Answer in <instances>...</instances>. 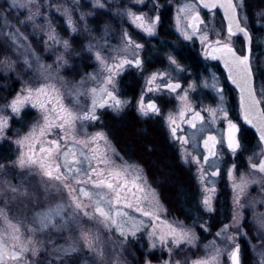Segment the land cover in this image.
I'll use <instances>...</instances> for the list:
<instances>
[{
	"label": "snow or ice",
	"instance_id": "1",
	"mask_svg": "<svg viewBox=\"0 0 264 264\" xmlns=\"http://www.w3.org/2000/svg\"><path fill=\"white\" fill-rule=\"evenodd\" d=\"M4 3L0 67L15 73L22 64L31 78L0 105V140L8 139L17 147L14 160L0 162V173L16 170L36 183L14 185L0 178V264H75L74 257L83 254L93 258L92 264H129L123 255L126 246L141 239L147 246L136 264H246L242 241L256 264H264V212L255 211L256 201L249 205L246 200L250 185L259 184L264 190V84L258 87L255 80L246 0H178L172 15L173 29L183 41L198 42L206 59L223 63L227 79L238 89L240 117L259 134V152L248 157L249 172L237 175L235 162L225 170L232 189L231 219L220 224L202 254L195 228L209 233V222L193 221L189 226L170 219L144 164L117 149L101 116L105 111L122 113L131 105L142 118L160 119L180 161L195 168L200 207L214 213L223 153L235 161L245 150L241 125L230 118L224 88L215 74L211 79H181L188 69L171 53L166 54V67L149 70L145 44L121 27L113 45L109 24L94 35L88 23L94 13L82 11L79 0ZM131 4L118 7L115 15L144 36L155 37L162 23L161 0H131ZM92 7L107 9V2L92 0ZM216 10H222L226 21L221 30L210 26ZM53 13L63 17L72 33H83L88 40L84 47L95 70L75 83L62 75L72 43L57 31ZM257 16L264 20V11ZM28 25L33 33L42 34L45 52L55 50L52 63L43 61L22 31ZM238 34L244 39L240 50L233 41ZM129 69L142 78L134 104L120 91V77ZM201 89L214 92L215 106L197 103L195 94ZM162 101L174 102L173 107L165 108ZM29 110L38 118L12 140L7 135L12 122ZM221 123L226 127L217 128ZM246 206L253 208L254 236L244 227ZM53 233L65 242L56 243ZM253 238L258 244L252 243ZM185 249L194 254L177 258Z\"/></svg>",
	"mask_w": 264,
	"mask_h": 264
},
{
	"label": "rangeland",
	"instance_id": "2",
	"mask_svg": "<svg viewBox=\"0 0 264 264\" xmlns=\"http://www.w3.org/2000/svg\"><path fill=\"white\" fill-rule=\"evenodd\" d=\"M59 2L63 3L64 0H59ZM69 2H71V0H69ZM106 2H107V9H95L92 7V0H79L80 9L82 11L94 13V15L88 18V23H89L90 28L93 29V34L97 36L100 35V30L103 28L102 26H100L99 22H97L98 24L95 22L97 15L98 16L100 15L99 17H101V14H102L103 17H106V22H104V25L105 24L111 25L112 30H113V25L115 23V19L113 20V17H115V11H116L115 0H106ZM258 5H259V9H264L263 3H259ZM246 8H247V2H246ZM23 15L24 13H21V17H20L21 19L23 18ZM56 15H58V17L53 15L52 19H53L54 24L58 23L60 19L59 26H58L60 28H57V31L61 34L63 38L70 40L69 35L72 32L67 28L63 17L60 16L59 14H56ZM259 20H260L259 23L261 25L260 29H262L263 31L264 30V20L262 19H259ZM38 23H41V21H38ZM28 29L32 30L31 25H28ZM63 29H65L68 32V35H63ZM22 31H24L25 34L29 36V39L32 40L31 38V36L33 35L32 33L28 32L24 28L22 29ZM35 34H36L35 36L39 39V41H36V43H32L34 45L33 47L36 49L38 54H40L43 57V61L45 63H52V60L54 59V56L56 54L55 50L45 52L42 48V43H43L41 39L42 34L40 32H36ZM256 36H257L256 37L257 42H261L262 39L264 38V33L263 34L259 33ZM87 43H88V40L86 39V41L83 43V47ZM260 52L262 53L261 57L263 58V63H264V45H263V48H261ZM71 53L72 54L74 53V51H72V48L68 53L65 54L69 60V65L65 67L64 71L62 72V75L68 81L75 83L76 81H79L81 77L84 76L86 73L93 72L95 70V64L93 63L91 59L90 60L91 68L89 70H87L84 74L81 73L80 75L75 74V76H72L71 74H68L67 72H65V70L68 69V67H70V64H71V59L69 57L70 55H72ZM1 70L3 74L11 75V78L16 80V82L18 83L17 90H19L22 87V84L24 81L29 80L31 78L30 74H26V71L22 64L17 66V71L15 73L8 72L4 70L2 67H1ZM4 103H5V100L0 101V105ZM107 112H110V111L103 112V115L107 118V119L104 118L102 120L104 121L103 122L104 124L102 126L103 129L110 134L112 141L118 150H120L122 153H126L133 160H136L142 163L140 159H138L137 157H134L132 153H130L129 149L125 150V149H121L119 145L117 146V144L115 143V140H113L114 138L113 134L111 131H109V128L106 124L107 121L108 122L110 121V118L115 117V116L122 117L126 114L125 113L124 114H118V113L111 114L112 112H110V115H108ZM229 115L233 117V115L231 114ZM37 118L38 117L35 111L29 110L27 115H24L22 116L21 119L14 120L12 122V131H10L7 135L12 137V140H14L16 138L14 135L15 133L20 132L22 134L23 131H26V125H30ZM221 124L223 125V123ZM97 127L99 126L89 127L88 131L89 132L95 131ZM218 127L219 125H217V128ZM166 136L168 138L167 147L171 149L172 151L171 154L175 162L178 165L179 164L181 165L179 166L181 167L183 172L188 173L189 171V173L193 175L191 178L192 183L190 182L191 185L185 184V187L183 188L180 187V198H179L180 208L174 209L171 205H169V203H167L163 195V192H162L163 191V188H162L163 181L154 180L151 173L148 171L149 178L153 180L154 186L158 187V190L161 193V200L164 206L168 209V216L170 219L177 218L189 226L193 225V221H197L199 223V222H203L204 220H206L209 222V225L211 228V231L209 233L202 232L201 229L198 227L195 228V231L201 237L200 243L198 245V251L202 254L204 244L213 239L214 233L217 230V228L220 226V224L222 222L227 223L231 219L230 213L232 211V189L227 179L225 170L233 162H235L237 165V169L239 170L237 175H239L240 172L247 174L249 172L248 157L252 156L253 153L259 152L258 138L256 135L254 136L250 131H244L242 133V137H243V143H244L245 150L242 153L237 154L235 161H233L232 157L227 153V151H224L223 162L221 164V176L218 178V182H217V194H216V204H215L216 211L214 213H205L199 205L200 190H199V187L194 177L195 168L185 166L180 161L178 157L177 146L169 140L168 133L166 134ZM0 142L4 144V147L7 146V150H8V153L4 156L5 158L2 162H9V161L14 160L16 156V152H17L16 145L8 139L0 140ZM0 178L7 179L11 181V183L14 185H19L21 184L22 181L28 182L29 184L36 183V181L32 180L31 177L22 175L20 174L19 171H16V170H9L6 174L0 173ZM165 180H167V178ZM226 183L228 187H226ZM0 199H2V197H0ZM246 200L249 202V205L251 204V202L256 201L257 203L255 206V211L264 212V204L261 203V202H264V190H262L259 184H252L249 186L248 191L246 193ZM252 220H253V208L250 206H246L244 210V227L248 231L249 236H254V233H255V226L252 223ZM61 235L66 236L67 234L64 233ZM53 238L56 240V243L58 244H63L65 242L64 239L60 238V236L55 233H53ZM252 243L258 244V241L255 238H253ZM242 245L247 247V244L244 241H242ZM146 246H147L146 241L144 239H141L135 242H130L126 246V251L124 252L123 255L124 257H126L129 264H136V259L142 258V254ZM109 250H111L110 245H109ZM185 254L193 255L194 253L190 249H185L178 253L177 258L182 259ZM157 255H162V253L158 250ZM163 255H164V258H166V254H163ZM245 255L246 256L244 257H246V260H245L246 264H256V260H255V257L251 249L247 248V252L245 253ZM40 258L48 259L49 257L41 256ZM74 259H75V264H92V260H93V258L88 254H83L78 257H74Z\"/></svg>",
	"mask_w": 264,
	"mask_h": 264
},
{
	"label": "flooded vegetation",
	"instance_id": "3",
	"mask_svg": "<svg viewBox=\"0 0 264 264\" xmlns=\"http://www.w3.org/2000/svg\"><path fill=\"white\" fill-rule=\"evenodd\" d=\"M178 0H161L163 5L161 9L162 23L157 30V35L155 37H146L144 34L139 33L137 30H134L125 20L121 19L119 16L113 17L115 23L113 25L112 33L108 37L109 41L116 45L118 43L119 32L121 27L128 29V31L134 36V38L140 40L145 44L144 55L148 60L146 65L149 70L157 67H166L167 60L166 54L171 53L175 55L180 63L188 69V73L182 74L181 79H197L203 77L211 79L212 75L218 78L220 85L223 86L225 92V106L227 107L229 114L233 115L231 117L234 121L239 123L242 128V133L244 131H250L254 136V132L246 126L243 122L242 117L239 115V95L236 89L228 81L226 74L223 68L220 65L219 61H214L211 59H206L201 52L200 45L198 42L189 43L183 41L174 31L172 24V15L174 12V5ZM247 8L246 12L248 14V26L249 31L253 33V43H252V63L255 73L256 84L259 87L261 84H264V63L262 53L260 52L261 48L264 45V38L261 42H257L256 35L259 33H264V30L260 29V21L257 13L264 11V9H259V3L264 4V0H246ZM250 3V4H249ZM129 6L132 7L131 0H115V8ZM143 10L147 11L148 8ZM115 11V9H114ZM202 15L205 17L206 22L209 17L206 14V11H202ZM104 22H106V17L101 15L100 26L103 27ZM226 25L223 17L220 12L216 10L215 18L212 20L210 26L215 27L217 30H221V26ZM114 34V35H113ZM234 46L240 50L244 47V39L242 36L237 35L233 38ZM142 86L141 74L136 72L134 69H129L122 74L120 77V91L123 95L133 100L135 103V97L138 95ZM195 99L197 103L203 101L204 104H211L215 106L216 97L214 92L211 89H201L195 94ZM165 108L173 107V103L163 102ZM111 112V111H110ZM110 112H107L110 115ZM129 114L134 119L144 122L146 125H152L158 127L162 131H165L167 134L166 128L163 126V123L160 119L155 118H142L136 112L134 106H129L122 113L118 114ZM111 114H114L113 112ZM118 117V116H115ZM107 119L103 114L101 120ZM104 121H102V126ZM218 128L226 127L225 124H218ZM99 126V125H98ZM100 127V126H99ZM118 146V145H117ZM189 173V171H188ZM192 178V174L189 173ZM226 187H228L226 183ZM243 246V245H242ZM246 249L247 247L243 246ZM246 256V255H245ZM246 260V257H244Z\"/></svg>",
	"mask_w": 264,
	"mask_h": 264
},
{
	"label": "trees",
	"instance_id": "4",
	"mask_svg": "<svg viewBox=\"0 0 264 264\" xmlns=\"http://www.w3.org/2000/svg\"><path fill=\"white\" fill-rule=\"evenodd\" d=\"M3 7H6V5L4 0H1L0 8ZM53 15L58 17L55 13ZM99 16H96L95 22H99L100 24L101 17ZM59 22L56 23L57 28H60L58 27ZM24 29L33 34L31 36L32 43L39 41L35 36L36 34L28 29V26ZM63 35H68L65 29H63ZM69 36L74 53H71L72 55L69 56L71 64L65 72L72 76H75V74H84L91 68V57L83 47V43L86 41L85 35L83 33H70ZM17 88L18 83L16 80L11 78V75L3 74L0 67V101L5 100V98H10ZM106 124L109 131L113 134L115 143L121 149H129L134 157L140 159L154 180L163 181L162 192L167 203L174 209H179L180 187H185V184L191 185L190 182L192 183V179L189 173L183 172L180 167L181 165L179 164V166L173 159L172 151L167 147L168 138L165 131L154 126V124L146 125L144 122L134 119L129 114L122 117H112ZM149 148H151L150 151ZM7 153V146L4 147V144L0 142V162L4 160V156ZM166 178L167 180H165Z\"/></svg>",
	"mask_w": 264,
	"mask_h": 264
},
{
	"label": "water",
	"instance_id": "5",
	"mask_svg": "<svg viewBox=\"0 0 264 264\" xmlns=\"http://www.w3.org/2000/svg\"><path fill=\"white\" fill-rule=\"evenodd\" d=\"M219 12H220V14H221V16L223 17V13H222V10H218ZM225 24H226V21H225ZM239 36H242V35H240V34H238ZM220 62V65H221V67L223 68V70H224V72H225V74H226V77H227V70L224 68V66H223V63L221 62V61H219ZM229 82H230V84L236 89V87H235V85H233L232 83H231V81L230 80H228ZM236 91H237V93H238V89H236ZM238 95H239V93H238ZM246 126H248L254 133H255V135L257 136V138H258V140H259V134L256 132V130L251 126V125H247L246 124Z\"/></svg>",
	"mask_w": 264,
	"mask_h": 264
}]
</instances>
